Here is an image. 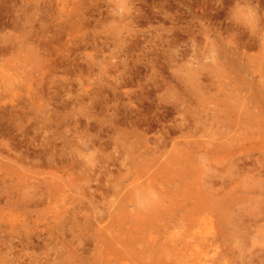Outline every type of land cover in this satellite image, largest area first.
I'll return each instance as SVG.
<instances>
[{
    "label": "rangeland",
    "instance_id": "374dc122",
    "mask_svg": "<svg viewBox=\"0 0 264 264\" xmlns=\"http://www.w3.org/2000/svg\"><path fill=\"white\" fill-rule=\"evenodd\" d=\"M0 264H264V0H0Z\"/></svg>",
    "mask_w": 264,
    "mask_h": 264
},
{
    "label": "bare ground",
    "instance_id": "6f19581e",
    "mask_svg": "<svg viewBox=\"0 0 264 264\" xmlns=\"http://www.w3.org/2000/svg\"><path fill=\"white\" fill-rule=\"evenodd\" d=\"M224 186H225V185H224ZM164 197H165V196H164ZM157 199H158V198H157ZM158 202H159V201H158ZM165 203H166V202H165ZM204 206H205V205H204ZM152 207H153V206H152ZM158 207H159V206H158ZM208 207H209V206H208ZM210 208H211V207H210ZM219 208H220V207H219ZM221 208H222V206H221ZM223 209H224V207H223ZM221 210H222V209H221ZM160 211H161V210H160ZM160 211H159V213H160ZM226 212H228V211L226 210ZM226 212H224V213H226ZM222 213H223V212H222ZM226 214H227V213H226ZM228 214H229V213H228ZM159 215H160V214H159ZM223 216H224V215H223ZM225 216H226V218L228 217V215H225ZM224 218H225V217H224ZM229 218L232 220L231 217H229ZM208 219H209V218H208ZM195 222H196V221H195ZM203 222H205V221H203ZM226 222H227V220H226ZM233 222H234V221H233ZM233 222H231V223L233 224ZM205 223H206V222H205ZM163 224H164V222H163ZM203 224H204V223H203ZM223 224H224L223 226H226V224H228V223H226V224L223 223ZM165 225H166V224H165ZM190 225H191V224H190ZM195 225H196V224H195ZM188 226H189V225H188ZM199 226H200V225H199ZM232 226H234V225H232ZM232 226H231V227H232ZM235 227H236V226H235ZM235 227H234V228H235ZM226 228H227V227H226ZM229 228H230V226H229ZM188 229H189V228H188ZM190 229H191V228H190ZM237 229H238V228H237ZM203 230H204V229H203ZM231 230H232V229H231ZM231 230H230V231H231ZM234 230H235V229H234ZM216 231H217V230H216ZM216 231H215V232H216ZM220 231H221V230H220ZM230 231H229V232H230ZM204 232H205V231H204ZM221 232H222V231H221ZM221 232H220V233H221ZM227 232H228V231H226V233H227ZM205 233H206V232H205ZM195 234L197 235V233H195ZM222 234H223V233H222ZM228 234H229V233H228ZM232 234H234V233H232ZM232 234H230V235H228V236L230 237ZM196 235H194V236L191 237V240H193V242H194V239L197 238V237H195ZM198 235H200V234H198ZM233 236H237V234H234ZM206 237H207V236H205V238H206ZM225 238H226V235H225ZM199 239H200V238H199ZM215 239H216V237H215ZM221 239H222V238H221ZM188 240H189V239H188ZM206 240H208V237H207ZM211 240H212V239H211ZM217 240H218V239H217ZM217 240H216V241H217ZM224 240H225V239H224ZM225 242H226V241H225ZM194 243H195V242H194ZM221 246H222V245H221ZM193 249H194V248H193ZM196 249H197V247H196ZM198 250H199V249H198ZM217 250H218V248H217ZM195 251L197 252V250H195ZM187 252H188V251H187ZM189 252H190V251H189ZM198 253H199V252H198ZM200 253H201V252H200ZM182 254H183V253H182ZM211 254H212V253H211ZM215 254H216V253H215ZM184 256H186V255H184ZM209 257H211V256H209ZM211 259H212V258H211ZM203 261H204V260H203Z\"/></svg>",
    "mask_w": 264,
    "mask_h": 264
}]
</instances>
